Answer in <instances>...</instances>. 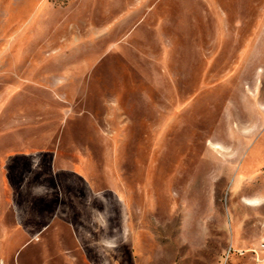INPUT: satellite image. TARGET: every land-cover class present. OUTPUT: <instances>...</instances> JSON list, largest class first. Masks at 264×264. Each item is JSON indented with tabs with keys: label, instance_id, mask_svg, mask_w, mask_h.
<instances>
[{
	"label": "rangeland",
	"instance_id": "1",
	"mask_svg": "<svg viewBox=\"0 0 264 264\" xmlns=\"http://www.w3.org/2000/svg\"><path fill=\"white\" fill-rule=\"evenodd\" d=\"M0 195L25 264H264V0H0Z\"/></svg>",
	"mask_w": 264,
	"mask_h": 264
},
{
	"label": "crops",
	"instance_id": "2",
	"mask_svg": "<svg viewBox=\"0 0 264 264\" xmlns=\"http://www.w3.org/2000/svg\"><path fill=\"white\" fill-rule=\"evenodd\" d=\"M5 203H8L7 198L0 195V264H25L23 252L39 247V244L27 238L22 224L10 225Z\"/></svg>",
	"mask_w": 264,
	"mask_h": 264
},
{
	"label": "built area",
	"instance_id": "3",
	"mask_svg": "<svg viewBox=\"0 0 264 264\" xmlns=\"http://www.w3.org/2000/svg\"><path fill=\"white\" fill-rule=\"evenodd\" d=\"M263 246H264V244H263ZM254 251H256L257 252V250L256 249H254ZM241 253H243L242 251H240Z\"/></svg>",
	"mask_w": 264,
	"mask_h": 264
}]
</instances>
